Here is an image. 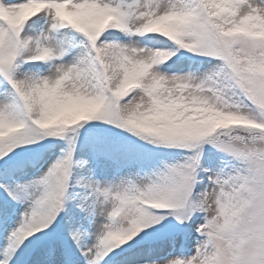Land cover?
Wrapping results in <instances>:
<instances>
[{"label":"snow or ice","instance_id":"6c2138e0","mask_svg":"<svg viewBox=\"0 0 264 264\" xmlns=\"http://www.w3.org/2000/svg\"><path fill=\"white\" fill-rule=\"evenodd\" d=\"M0 264H264V0H0Z\"/></svg>","mask_w":264,"mask_h":264}]
</instances>
